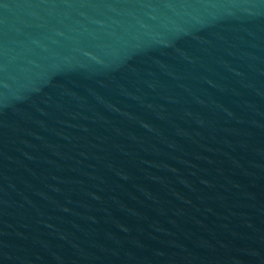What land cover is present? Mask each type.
<instances>
[{"label":"water","instance_id":"water-1","mask_svg":"<svg viewBox=\"0 0 264 264\" xmlns=\"http://www.w3.org/2000/svg\"><path fill=\"white\" fill-rule=\"evenodd\" d=\"M0 264H264V0H0Z\"/></svg>","mask_w":264,"mask_h":264}]
</instances>
